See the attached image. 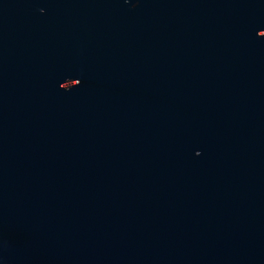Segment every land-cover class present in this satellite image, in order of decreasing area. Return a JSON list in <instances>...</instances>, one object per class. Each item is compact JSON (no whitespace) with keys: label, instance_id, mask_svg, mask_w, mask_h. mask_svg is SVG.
Here are the masks:
<instances>
[{"label":"water","instance_id":"water-1","mask_svg":"<svg viewBox=\"0 0 264 264\" xmlns=\"http://www.w3.org/2000/svg\"><path fill=\"white\" fill-rule=\"evenodd\" d=\"M262 27L264 0H0V264H264Z\"/></svg>","mask_w":264,"mask_h":264},{"label":"snow or ice","instance_id":"snow-or-ice-1","mask_svg":"<svg viewBox=\"0 0 264 264\" xmlns=\"http://www.w3.org/2000/svg\"><path fill=\"white\" fill-rule=\"evenodd\" d=\"M261 29H264V27H262ZM259 35L264 36V32H260ZM81 81L79 80L77 83L79 84Z\"/></svg>","mask_w":264,"mask_h":264}]
</instances>
